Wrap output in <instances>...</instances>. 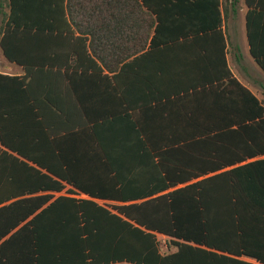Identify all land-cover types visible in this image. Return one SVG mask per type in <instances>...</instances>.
<instances>
[{"label": "trees", "instance_id": "1", "mask_svg": "<svg viewBox=\"0 0 264 264\" xmlns=\"http://www.w3.org/2000/svg\"><path fill=\"white\" fill-rule=\"evenodd\" d=\"M47 1L9 0L10 14L0 42L7 59L27 69L24 77L0 73V215L10 220L4 235L16 228L18 232L12 237L28 234L31 248L27 264H250L240 259L243 256L264 264V256L251 250L247 234L248 230H259L264 218V160L219 173L166 168L151 154L145 128L129 117L128 130L139 139V163L150 171L122 172L116 158V140L105 137V122L94 125L90 133L83 126H65L67 132L58 136L59 131H51L37 119L31 124L33 117L28 114L30 124L25 123L26 111L22 113L20 106H14L13 111L4 109L6 97L31 99L28 79L33 68L62 67V62L47 56L40 62L27 59V41L38 38L44 42L45 53L53 51L54 28L39 24L55 20L54 14L37 12ZM118 2L139 9L134 15L142 26V38L152 37L149 47L189 38L218 39L228 86L237 88L221 91L225 104L246 96L258 107V113L249 118L260 119L256 132L264 135V107L228 69L221 27L229 0ZM246 4L250 8L247 27L251 53L264 70V0H246ZM68 15L75 19L73 13ZM129 15L125 12V20ZM145 47L141 44L142 52ZM205 47L204 55L211 58L215 46ZM230 127L214 126L208 133L226 135L223 131ZM240 127L237 132L247 135ZM28 135L42 138L37 145H46L44 141L53 137L58 156L25 154L18 139ZM253 143V154L264 151ZM174 152L182 154L183 165L197 161L184 157L190 154L183 148H170L164 154L171 156ZM219 166L224 168L225 164ZM62 192L67 196L54 199V193ZM76 192L90 198H73ZM95 199L121 204L102 206ZM159 236L169 238L175 250L162 254Z\"/></svg>", "mask_w": 264, "mask_h": 264}, {"label": "crops", "instance_id": "2", "mask_svg": "<svg viewBox=\"0 0 264 264\" xmlns=\"http://www.w3.org/2000/svg\"><path fill=\"white\" fill-rule=\"evenodd\" d=\"M134 9L118 0L112 4L109 0H72L71 4L69 0L47 1L37 12L54 14L55 20L39 24L54 28L53 51L45 53L44 42L38 38L27 41V59L40 62L47 56L62 62V67H32L28 79L31 99L17 101L6 97L4 109L13 111L14 106H20L22 113L26 111L25 123L30 124V115L31 124L37 123L34 121L37 119L51 131L52 128L59 131L58 136L67 132L65 126H83V130L90 133L94 125L105 122L108 130L105 137L116 140V158L122 164L119 168L122 172L150 171L139 163V139L128 130L129 117L145 128L151 154L166 168L219 173L264 160V151L253 154L256 152L253 142L264 149V135L256 132L260 119L249 118L258 113V107L246 96L231 104H225L222 96L223 89L231 87L235 91L237 88L228 86L229 79L225 77L226 70L220 59L221 42L200 37L181 39L176 44L157 42L159 47H149L152 37L142 38V26L134 15L139 9ZM249 10L246 0H229L221 31L232 77L264 107V70L251 53L247 27ZM70 12L75 19L69 18ZM125 12L131 14L126 20ZM9 14V0H0V42ZM141 44L146 45L143 52ZM209 45L215 46L211 58L203 53ZM147 50L149 52L144 53ZM0 73L27 75L23 65L7 59L1 45ZM218 125L231 127L223 131L226 135L217 131L208 133ZM240 126L247 135L237 132L241 131ZM18 140L27 155L54 158L59 154L53 146V137L44 141L46 145H37L42 141L38 136H21ZM170 148L185 149L190 155L184 157H193L196 163L181 164L182 154L175 152L166 156L164 152ZM221 164L225 167L221 168ZM54 195V199L67 196L65 192ZM96 200H100L98 203L102 206L121 204ZM263 219L259 230L247 232L251 250L262 256ZM9 227V218L0 215V264H27L31 240L26 232L12 237L18 228L4 235ZM256 240L258 243L253 245ZM240 259L260 264L251 257Z\"/></svg>", "mask_w": 264, "mask_h": 264}, {"label": "rangeland", "instance_id": "3", "mask_svg": "<svg viewBox=\"0 0 264 264\" xmlns=\"http://www.w3.org/2000/svg\"><path fill=\"white\" fill-rule=\"evenodd\" d=\"M158 240H159V248L162 254H167L175 250V248L171 246L169 238L165 236H159ZM118 264H130V263H118Z\"/></svg>", "mask_w": 264, "mask_h": 264}, {"label": "built area", "instance_id": "4", "mask_svg": "<svg viewBox=\"0 0 264 264\" xmlns=\"http://www.w3.org/2000/svg\"><path fill=\"white\" fill-rule=\"evenodd\" d=\"M71 196L75 197V198H78V199H89L90 197L84 195V194H80L78 192L72 194ZM95 201L99 202L100 200H96Z\"/></svg>", "mask_w": 264, "mask_h": 264}]
</instances>
